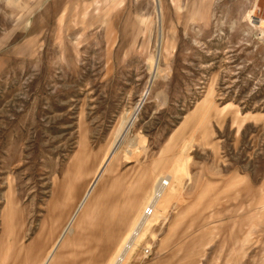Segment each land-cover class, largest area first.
I'll use <instances>...</instances> for the list:
<instances>
[{
    "label": "rangeland",
    "instance_id": "rangeland-1",
    "mask_svg": "<svg viewBox=\"0 0 264 264\" xmlns=\"http://www.w3.org/2000/svg\"><path fill=\"white\" fill-rule=\"evenodd\" d=\"M44 261L264 264V0H0V264Z\"/></svg>",
    "mask_w": 264,
    "mask_h": 264
},
{
    "label": "crops",
    "instance_id": "crops-1",
    "mask_svg": "<svg viewBox=\"0 0 264 264\" xmlns=\"http://www.w3.org/2000/svg\"><path fill=\"white\" fill-rule=\"evenodd\" d=\"M100 207V210L102 211V214L103 215H101V219H102V223H103V225L105 226V229H106V226H111V225H109L110 224V221L112 220V218L114 217V214H115V210H113L114 209V207L113 206H109V205H101V206H99ZM110 207V208H109ZM77 211V210H76ZM124 211V210H123ZM79 212V211H78ZM127 212V211H126ZM120 214H119V216H123V212H122V210L119 212ZM76 214V213H75ZM136 218H137V216L135 217V220H136ZM121 217H119V222H121ZM133 222H135V221H133ZM105 223V224H104ZM109 223V224H108ZM115 226L114 227H116L117 228V225L116 224H114ZM132 227V226H131ZM130 227V228H131ZM126 235V234H125ZM124 238V237H123ZM123 238H122V240H123ZM122 240L120 241V243L122 242ZM120 243H119V245H120ZM118 245V246H119ZM118 246H117V248H118ZM117 248H116V250H117ZM116 252V251H115ZM114 252V253H115ZM113 257V256H112ZM111 257V258H112ZM111 260V259H110ZM110 260H109V262H110ZM109 262H108V264H109ZM43 264H45V261H44V263Z\"/></svg>",
    "mask_w": 264,
    "mask_h": 264
}]
</instances>
